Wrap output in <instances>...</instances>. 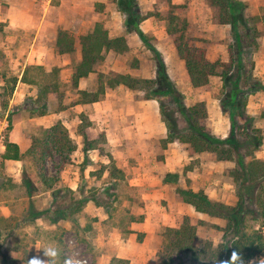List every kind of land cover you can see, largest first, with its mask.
Listing matches in <instances>:
<instances>
[{
  "label": "crops",
  "instance_id": "0c3cea01",
  "mask_svg": "<svg viewBox=\"0 0 264 264\" xmlns=\"http://www.w3.org/2000/svg\"><path fill=\"white\" fill-rule=\"evenodd\" d=\"M32 7H34L33 3L28 0L0 2V72L6 74L7 77L10 76L9 73L17 72L15 75L16 83L8 96V103L5 107L2 105L4 98L0 97V111L4 114V120L0 123V133L8 128L6 137L8 141L18 145L20 153L24 156L23 160L27 156L26 152L32 141V126H37L43 132L60 122L67 129L76 149L70 154V161L64 163L57 174L59 188L55 194L60 195V197L55 195L54 198L52 197L54 200L49 199L54 188L44 189L42 187L43 193L48 197V205L51 204L49 200L53 201L54 204L56 203L55 199L57 202L63 200L62 190H69L72 194H81L83 189L79 184L80 180L90 179L88 182L94 186H99L105 177H109L106 170L99 174L95 167H90V170L83 169L82 167L85 166L84 157H91L90 162L92 164L90 166L98 165V167L108 164L110 162L109 157H111L116 168L124 173L122 180L126 179L129 185L138 188L137 195L139 198L131 199L132 203L128 200L133 216V219L129 221L130 229H132L129 235L136 238V231H140L138 233L142 235L140 243L144 245L149 243V247L145 250L142 249V253L140 252L135 256L134 252L128 250L127 243H124L125 239L118 235V224L114 230L117 231V236H109L104 227V220L108 214L103 205H96L87 199L83 205L82 213L88 211L94 218L92 224H97L96 229L104 235L103 245L116 244L113 247L116 250L100 253L97 262L108 264L110 258L116 256L128 259L129 264H149L150 251H155L162 245L160 228L163 225L176 227L181 222L183 215L187 214L191 217L192 212L197 213L193 207L183 203L176 193V186L180 185L179 179L177 181L166 179V175L171 172H182L183 162L188 157V146L177 140L168 142L165 147L162 146V140L166 138L167 129L161 119L158 102L155 99H144L143 91L129 89L121 83L109 86L104 82V92L96 101L68 103L64 102L66 96L63 95L59 83L61 81L71 83L76 93V96L72 98L74 100L82 90L95 92L100 85V77L104 80L112 73L129 74L138 78H154L157 72L156 60L135 32H126L123 26V28H119L120 31L111 34L101 23L95 22L92 27L91 25L84 27L83 33L79 35L91 32L94 26L99 24L107 31L109 38L124 35L128 50L124 52L101 51V57L93 64L92 70L86 76L79 77L77 83L74 84L72 75L82 59L80 41L76 43V37L74 38L67 32L74 39V51L72 52H76L78 55L76 64L69 66L71 52L61 53L57 47L59 31H66L68 28L63 21V18L67 20L66 17L62 19L59 17L57 21V16L50 17L45 13L41 15L37 12H34V16L31 17L30 10ZM148 17L151 16L140 21L139 28L146 35L152 36V47L161 57L169 79L176 84V89L184 95L185 105L189 106L196 101L203 100L206 102L208 118L212 112L221 114L217 97L210 95V92L199 95L202 92L198 90L201 87L209 86L211 83H216L215 88L217 89L222 83L220 77L210 76L206 85L194 87L187 74L184 60L179 56L174 45L172 35L167 33L166 27H156L155 23L150 21L151 19ZM187 18L189 27L193 20ZM77 19H82V15L78 14ZM202 23L205 24V22ZM53 24L55 26L54 31L51 30ZM258 29L261 35L257 40V47L250 53V59L254 62L252 71L254 77L264 86V27H258ZM36 47L40 51H44L45 55L48 52L50 57L47 58L41 53L36 56L34 51ZM214 48H202L205 51L206 59L210 62L227 57V46L224 48L223 43L218 42ZM133 61L134 64H132ZM99 62L107 66L109 69L106 71L107 73L99 68L95 72ZM31 68H37L44 73L56 72V80L51 82L54 88H48L47 98L41 102H38L37 97L39 87L42 84L40 80L30 77L28 72ZM62 71H67L66 79L61 76ZM25 72L27 81H22ZM95 74L96 83L94 81ZM4 84L3 79L0 78V93ZM192 96L196 97L191 99ZM253 96L258 102L253 103L249 98L246 108L249 105L254 107V109L248 108L247 112L254 119L255 126L259 128V124H264V118L260 116L264 109V91L259 90ZM28 101L31 102V106ZM41 109H44V113L39 115L38 112ZM80 114H84L89 121L84 129L88 140H94L100 134L104 136V142L98 143L99 148L105 147V152H102V155L97 151L99 148L88 150L86 154L82 151L83 135L78 132ZM260 132L264 136V131L261 128ZM262 142H264L263 137ZM0 147L4 152L5 146L2 139L0 140ZM261 147H264L263 143ZM18 161L21 160L7 159L5 163L9 166L12 162ZM13 176L12 183L21 184L20 176L16 174ZM25 190L27 191V187ZM201 216L205 219V215ZM69 223L72 224L73 222L67 217L58 220V224L65 225V227ZM89 228V225H86L85 229ZM151 264H160L159 257L155 258L153 263L151 260Z\"/></svg>",
  "mask_w": 264,
  "mask_h": 264
},
{
  "label": "rangeland",
  "instance_id": "374dc122",
  "mask_svg": "<svg viewBox=\"0 0 264 264\" xmlns=\"http://www.w3.org/2000/svg\"><path fill=\"white\" fill-rule=\"evenodd\" d=\"M5 1L6 0H0L2 3ZM15 1L18 2L21 0ZM28 1L33 3L34 6L30 10L31 17L34 16V12L41 15L45 13L50 17L57 16V21L59 17L61 19L66 17L67 20L63 18L64 24L68 26V31L66 30V32L73 35L74 38L76 37V43L80 41L77 36L83 33L82 31L87 25H91L92 27L93 23L99 22L104 28L110 31L111 34H114L120 31V27L123 28L127 18L126 15L122 13L121 8H119L120 6L117 4L118 0ZM236 1V14L238 16L237 25H239L237 28L238 35L241 38L245 35H250L251 40L253 37V34H251L252 31L256 29L259 32L258 27H264V0ZM126 2L135 5L133 9L135 14L151 16L148 18L159 28L167 27L169 14L183 18L185 21L187 17L190 18L191 21L193 20L189 27L187 21L184 27L181 19L178 17L173 20V22H178L177 27L179 32L184 33L183 42L191 44L192 48L199 46L198 48L210 47V49H215L217 46L214 48V45H217L218 42L223 43V47L225 48V46L234 44L235 42L236 38L232 31V27L229 24H222L218 21L216 15L219 13V9L217 7L214 8L210 0H127ZM61 14L63 16H60ZM78 14L82 15V19L76 20ZM202 22H205V24L203 25ZM51 30H55L54 24ZM179 32L173 34L172 37L175 38L179 36ZM260 35L261 33L259 32V36ZM151 39L152 36L147 35V42L150 45H152ZM242 41H246V37H244ZM243 44L245 46L243 45L244 52L241 57L246 67L250 68V62L252 61L250 59V53L253 47L249 46V48L246 46V42ZM147 49L151 51L149 48ZM34 51L36 56L40 53L45 55V52L40 51L38 47H36ZM45 56L47 58L50 57L48 52ZM77 56L76 52H71L69 66H74L76 64L78 61ZM151 56L154 58L152 51ZM228 60L229 53L227 57L221 59L222 62H227ZM132 64H134V61ZM97 68L105 70V72L109 70L102 62L97 63L95 72L98 71ZM249 70L252 69L250 68ZM16 73L17 72L14 71L9 73V75L13 77ZM28 74L33 79L40 80L42 85L51 84V82L56 80V72L54 71L51 73H44L37 68H31ZM61 76H63V79H66L67 71H62ZM94 81L95 83L97 81L96 74ZM172 83L176 88V84L174 82ZM59 84L62 88L63 95L66 96L64 102H72V98L76 96V93L71 83L69 81H61ZM215 85L216 83H211L207 87L198 89L199 92H202L201 94L199 93V95L210 92V95L216 96L218 104L221 107V114L212 112L209 118L207 115L205 125L212 134L217 137L224 135V137L221 138H229L231 136L230 138L239 144V153H233V158L231 159L220 160L217 159L215 154L210 152L205 151L190 156L188 151V157L183 162L182 172L178 173L174 171L170 174H177L175 180L177 181L179 179L180 185H177L181 188L192 189L194 191L202 189L214 201L226 205H234L237 203L238 199H242L245 205V216L248 227L250 228V225H254L255 228H257L258 225L261 227L264 218H262L261 209L257 205V194L260 193V189L255 185L251 192H249L250 190H248V188L250 187L251 189L250 184L253 183L248 182L245 184L242 179L245 178L244 176L252 163L264 161V147H261L262 144L259 145L257 142L258 136L261 135L263 138L264 136L262 132L256 130L257 127L254 124V119L250 116V113L247 112L248 108H252L250 105L245 108L246 113L252 118L251 121L246 122L245 118L236 116V124H234L235 127L233 126L229 109L223 108L219 100L221 98L225 100L228 91H223L222 83L217 89ZM229 88L230 86L228 89ZM257 91L259 90H255L249 95L247 91L246 93L241 91V94L238 95V99L241 100V98L246 96V104L249 98L253 103H256L258 101L253 95ZM8 96L9 95L3 97L6 104L8 103ZM196 96L200 97L198 95ZM195 97L192 96L191 99ZM28 103H30L31 106V102L28 101ZM252 109H254V107ZM3 120L4 114L0 111V123ZM178 125L181 129L184 128L186 126L184 119L180 118L178 120ZM243 125H246L248 129H244ZM260 128L264 131V124H259V128L257 129L260 130ZM7 130H3L0 133V139H2V141H4L6 135H8ZM31 135L34 137H41L42 130L37 126H32ZM250 135H252V137ZM262 143L264 144V142ZM104 148L105 147L101 146L99 150H97L98 153L102 155V152H105ZM2 153L3 151L0 147V264H24L22 261L24 255L30 258L36 256L42 260H46L47 257L43 255V249L41 248L49 243L57 245L62 250L64 256H77L79 259L83 260L85 264H99L97 262L98 255L103 251L108 253L116 250L113 248L116 244L103 245L102 240L104 239V235L96 229L97 224H92L94 218L91 217L88 211L82 213V208L86 201H84V198H87L93 193L102 202L104 210L108 214V217L106 216L107 218L104 220V227L109 236H117V231L114 230L118 224V235L125 239L124 243H127L128 250L132 251V253L134 252L135 256H137L142 249L145 250L149 247V243L144 245L138 241L137 236L140 231H136V238L130 237L129 235L132 231L129 221L133 219V216L131 215L132 209L129 207L131 204H128V200L132 203V200L135 198L138 199L139 195H137L138 188L129 185L126 179L123 181L119 178L115 180L105 177L104 181L99 186H94L88 182L90 179L80 180L79 184L83 189L81 194H72L69 190H62V194H64L63 200L57 202L55 199V204L53 201L49 200L51 204L48 205V197L43 193L44 190L39 183V177L37 175L39 165L36 164L33 157L27 155L23 160L12 162L11 165L7 166L5 160H2ZM106 153L108 154V152ZM90 158L89 156L84 157L83 162L85 166L82 168L90 170V167H95L97 168L96 170H98L100 168L98 165L90 166L92 164ZM58 160V156H54V159L50 158L47 160L46 171L48 177L52 178L57 176V165L55 163ZM1 163L3 164L2 167ZM15 174L20 176L21 184L12 183V178ZM170 178L173 179L174 177ZM260 181H258V183H260ZM261 184L264 185V181L261 182ZM58 185L59 183L56 181L49 199L55 197V192L59 188ZM23 187H27V191H32L27 192ZM56 196L60 197V195ZM63 207L65 209L62 215L73 222L72 224L69 223V225H66L67 227L58 224L60 214H57L56 210ZM43 210L49 211L47 213H42L38 217H34L37 211L43 212ZM255 216H258L259 219H254ZM191 218L192 223L198 226V239L196 240V244H199L206 237H210L213 243L218 242L221 232L217 231L212 223L221 226L223 224L222 221L212 219V223L210 224L207 222L205 224L199 223L198 225L199 220H203L204 217L199 213L192 212ZM86 225H89L90 228L85 229ZM165 227L167 226L163 225L159 233H162ZM252 229L253 227L249 230L251 231ZM262 231L264 233V226L262 227ZM59 241H62V243H59ZM16 247L18 249H16ZM160 249L161 247L155 251H150L149 264H151V260L153 263V260L158 257ZM12 256L15 259H12ZM185 264L194 263L190 260H186Z\"/></svg>",
  "mask_w": 264,
  "mask_h": 264
},
{
  "label": "trees",
  "instance_id": "16d2710c",
  "mask_svg": "<svg viewBox=\"0 0 264 264\" xmlns=\"http://www.w3.org/2000/svg\"><path fill=\"white\" fill-rule=\"evenodd\" d=\"M127 0H118L117 4L120 6L122 13L126 15L124 22V29L126 32H135L144 45L149 48L153 54L157 63L156 76L151 79L138 78L129 74L112 73L106 77V81L100 77V85L95 92H89L82 90L78 93L77 97L72 100L71 103L77 102H92L99 99L100 95L104 92V82L109 86H115L117 84H123L129 89L135 91H143L144 99H155L158 102L160 116L164 122L167 135L162 140V146L165 147L168 142L179 141L180 143L188 146L190 156L201 152H210L216 155L217 159L228 160L233 158V153H239V144L232 138L217 137L209 130L205 125L207 118V108L204 101H196L190 106L185 105L184 95L179 92L172 81L169 79L165 65L161 57L156 53L152 45L147 42V35L139 28V23L145 19L148 15H138L134 12V4L127 3ZM211 5L219 9V13L216 15L218 21L222 24H229L232 27V31L235 36L234 44H229L227 47L229 53V60L222 62L216 60L210 62L206 59L205 51L202 48L191 46L187 42H183V32H179L177 27L178 22H173L178 16L173 14L168 15V23L166 31L168 34L173 35L180 33L179 36L173 38L174 45L178 51L179 56L184 60L185 68L189 79L194 87L204 86L209 82L210 76H219L222 80V89L226 93V99L221 101L223 108L229 109L231 120L236 124V116H240L246 119V122L251 121V117L246 113V96L238 99V95L241 91L249 94L255 90H263L264 86L258 82L257 78L253 76L254 62L251 61L250 68H247L241 57L243 55V43L246 42V46L257 47V38L259 32L254 29L250 40V35H245L246 41H242L244 37L238 35L237 21L238 16L236 14V0H210ZM179 18V17H178ZM185 27L186 21L183 18H179ZM248 37V38H247ZM82 51V59L76 68V71L72 75V81L77 83V79L82 76H86L89 71L92 70V66L101 57V51L114 50L116 52H124L128 50L126 44V38L124 35L115 38H109L107 31L103 29L99 24H96L91 32L79 37ZM245 46V45H244ZM58 51L61 53L74 51V39L68 35L66 31H59L57 37ZM247 47V48H248ZM249 47V48H250ZM0 78L3 79L4 85L0 97H5L13 91L16 83L15 76L7 77L6 74L0 72ZM22 81H27L26 72L22 76ZM230 88L228 89V87ZM49 87L54 88L51 85H42L39 87V94L37 97L38 102L47 98ZM243 93V94H244ZM2 105L5 107L6 102L3 100ZM39 115L44 113V109H41ZM260 116L264 118V109ZM182 118L185 121V127L181 129L178 125V120ZM89 124L87 117L84 114H80V123L78 124V132L83 135V147L82 151L86 154V151L99 148L98 143L104 142V136L100 134L98 138L94 140H88L85 136L84 129ZM232 126V127H233ZM244 129H248L246 125H243ZM260 132L259 129L256 128ZM250 134V133H249ZM252 137V135H250ZM250 139V138H249ZM257 142L262 144V136H258ZM5 151L1 154L2 160H22L24 157L20 153L18 145L8 141L7 137L4 140ZM76 149V145L68 135L67 129L57 122L47 130L42 132L41 137L32 136L30 147L26 154L33 157L36 164L39 165L37 175L39 182L44 189H52L55 182L58 181L56 177H48L46 171V162L48 159H54V156H58L59 160L55 163L57 165V173L61 170L64 163L70 161V154ZM106 165H101L99 174L103 171L108 172L109 179H123L124 173L116 168L113 164L112 158ZM3 164L1 163V167ZM170 177H174L173 179ZM245 178L242 179L243 183L250 184L248 190L251 192L255 185L259 187L260 193L257 194V205L261 209L262 218H264V185L261 182L264 181V161L252 163L250 168L246 172ZM175 180L177 174H167L166 179ZM263 179V180H262ZM262 180V181H260ZM260 181V183H258ZM95 191V190H94ZM245 191V188H244ZM176 193H178L180 200L183 203L193 207V209L201 214L205 215V219L199 220V223H212V219H218L222 221L221 226L212 225L217 231L221 232V236L217 243H213L210 237H206L199 244H196L198 239V226L192 223V219L189 215L182 216L181 222L176 227L167 226L161 233L162 245L159 250L158 257L160 264H185L186 260H190L194 264H223L224 260H228L233 251L239 253L243 264H264V233L262 227L264 222L258 225L257 228L254 225H250L253 229L250 231L245 216V205L242 199H238L234 205H226L218 201L212 200L208 194L199 189L194 191L192 189H183L176 186ZM88 200L93 201L96 205L102 204V202L95 196L90 194ZM84 198V201L87 200ZM82 204V203H81ZM62 209V210H61ZM65 208L57 209V214H60V218L64 217L63 210ZM49 210L37 211L34 217H38L42 213H47ZM261 216V214H260ZM258 220V216H255ZM138 240H142V235H138ZM62 243V241H59ZM16 249H18L16 247ZM62 256H64L62 254ZM11 259V258H10ZM12 259H15L12 256ZM30 257L23 256L22 261L24 264H29ZM7 261V260H4ZM108 264H129V260L126 258H119L112 256Z\"/></svg>",
  "mask_w": 264,
  "mask_h": 264
},
{
  "label": "clouds",
  "instance_id": "9594fccd",
  "mask_svg": "<svg viewBox=\"0 0 264 264\" xmlns=\"http://www.w3.org/2000/svg\"><path fill=\"white\" fill-rule=\"evenodd\" d=\"M43 255L47 257L42 260L39 257H32L29 259V264H85L77 256H62V250L55 244L49 243L42 247ZM223 264H243V261L238 252L233 251L228 260H224Z\"/></svg>",
  "mask_w": 264,
  "mask_h": 264
},
{
  "label": "built area",
  "instance_id": "2783aa9c",
  "mask_svg": "<svg viewBox=\"0 0 264 264\" xmlns=\"http://www.w3.org/2000/svg\"><path fill=\"white\" fill-rule=\"evenodd\" d=\"M1 140V139H0Z\"/></svg>",
  "mask_w": 264,
  "mask_h": 264
}]
</instances>
